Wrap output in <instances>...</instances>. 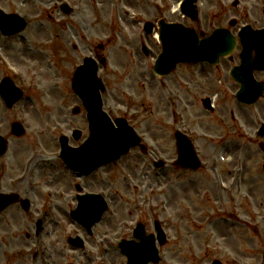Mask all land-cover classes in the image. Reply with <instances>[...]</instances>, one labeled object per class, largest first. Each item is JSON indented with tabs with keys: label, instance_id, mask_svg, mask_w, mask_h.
<instances>
[{
	"label": "rangeland",
	"instance_id": "1",
	"mask_svg": "<svg viewBox=\"0 0 264 264\" xmlns=\"http://www.w3.org/2000/svg\"><path fill=\"white\" fill-rule=\"evenodd\" d=\"M243 1L242 10L258 21L264 0ZM64 2L75 11L70 17L59 11L57 2L49 0H27L25 7L19 1L0 0V6L8 11L20 10L19 13L25 16L29 22L28 35L36 25L24 53L18 50L12 39L6 40L14 44H6L4 58L16 67L19 74L14 75L6 60L1 58L0 84L8 78L22 90L27 84L26 99L31 97L33 101L27 103L25 100L8 110L0 98V130L4 131L6 127L10 133L9 125L15 122L26 125L27 146L24 141L17 142V145L28 150L25 152V171L28 172L35 163L41 164H37L39 167L34 176L35 183L42 187L34 196L28 193L26 184L21 186L20 193L32 202V209L28 215L11 212L19 216L17 227L12 230L14 235L18 234V239L0 243V264H4L6 258L16 264H45L44 260L46 264H127L118 248L119 242L131 239L138 224L146 225L148 234H153L152 224L155 222L163 225L169 240L162 249L161 264H212L214 260L223 264H245V261L246 264H259L253 256L244 258L243 255L245 247L248 250L249 245L255 244V249L258 238L264 239V156L258 148L257 135L249 132L251 130L245 133V129L244 136H241L245 139L240 143L230 144L225 150L220 148L221 138L213 134L222 132L223 128L212 124L215 120L199 117L201 112L194 111L193 107L201 108L200 103L194 106L186 103V112L184 106L181 108L184 123L174 124L172 117L164 114L166 104L161 100L160 80L153 74L155 59L162 52L155 47L158 39L148 41L154 49L151 57L146 58L142 52L141 42L147 40L143 31L146 22L157 23L165 19L193 26L175 12L180 0ZM210 4L208 0H200L199 8L203 17L208 19L206 32L213 29ZM114 19H122V28H117ZM38 21L47 23L42 28V23L36 24ZM40 29L44 31L41 34ZM58 34L61 38H57ZM40 36L43 44L39 53L34 54ZM3 44L0 41V46ZM101 45L106 46L104 53L100 51ZM56 46L60 47L59 51ZM95 53L102 54L109 62L108 67L99 73L107 86L105 109L110 114L114 112L115 118L127 116L150 151L144 156L140 150H133L116 166L78 180L59 159L51 163L32 160L38 154H60L59 139L63 135L70 137L72 146L82 145L88 138L86 113L72 90V80L83 58ZM32 57L36 58L35 64L29 62ZM23 61L27 66L22 64ZM30 74L31 85L27 76ZM77 107L82 113L74 116L72 113ZM220 109L224 108L220 106ZM76 130L83 133L80 142L72 138ZM176 130L194 133L198 153L206 164L203 173L173 167L178 158ZM156 158L170 162L172 167L156 170L153 166ZM213 163L223 165L228 184L231 180L229 171L242 168L243 186L230 189L229 193L220 191L210 171ZM52 177L55 181L49 184ZM22 179L27 181L24 177ZM77 184L83 186L85 193L105 196L110 204L91 237L71 218L78 206ZM49 206L55 209L50 210ZM42 209L47 212V220L39 238L36 224L43 216ZM3 228L0 242L6 236ZM77 236L86 241L83 251L72 250L69 245V239ZM41 246L48 249L46 256H38ZM252 253L248 252L249 255Z\"/></svg>",
	"mask_w": 264,
	"mask_h": 264
},
{
	"label": "water",
	"instance_id": "2",
	"mask_svg": "<svg viewBox=\"0 0 264 264\" xmlns=\"http://www.w3.org/2000/svg\"><path fill=\"white\" fill-rule=\"evenodd\" d=\"M71 11V10H70ZM21 19L18 18H6L4 15H0V23L2 27L8 31L11 30L10 34H14L23 30L21 26L19 27ZM162 35L161 38L164 42V54L161 56L156 72L159 75H162L163 71L172 69L177 63L180 62H195L206 60L203 55V50H207L205 47H210L214 45L220 39L221 36L215 34L212 37V40L207 42L199 43L196 35H193L192 32L184 29L181 26L174 25H165L161 24ZM234 48V43L232 41L228 42L224 48L223 52L228 51L229 49ZM94 67L93 64L87 63L84 68L79 69L74 80V90L76 93L83 99L86 108L89 110L90 122L93 123V117L97 116L98 124L92 127V138L86 144V146L79 150L78 152L65 151L63 158L65 159L68 165L78 167L76 165H82L85 161H89L94 156V150L97 145H101L103 150H106L110 147H115L116 152L123 149L125 146V152L127 153L130 147L136 144V141L133 136V132L125 125V123L118 124L120 129L115 130L110 127L109 122L101 116L102 112L100 110L101 106L99 105V90L101 89V83L96 80V70L88 69ZM12 83L5 82L1 87V94L8 103V106L11 108L12 105L17 101V98L10 102L7 95H11ZM11 89V90H10ZM19 96V92H18ZM17 97V96H16ZM14 132L17 135L22 134V129L20 127L14 128ZM131 141L132 145H128ZM130 146V147H129ZM64 148H66L64 146ZM67 149V148H66ZM191 149L185 148L182 146L181 149V160L180 165L188 168H193L198 166L196 158L194 159ZM74 155V156H73ZM186 162V163H185ZM189 163V164H188ZM195 169V168H193ZM0 200L4 204H14L17 202L16 197H0ZM87 200L82 202L80 209L73 215V217L79 221L82 225H86L88 229L92 227L95 222L96 215L98 214L96 209L97 207ZM1 204V202H0ZM26 208L28 203H24ZM143 230H138L136 233L137 238L142 239V245L135 246L134 244L122 243V249L124 253L129 257V264H149V262H157V251L153 239L143 238Z\"/></svg>",
	"mask_w": 264,
	"mask_h": 264
},
{
	"label": "flooded vegetation",
	"instance_id": "3",
	"mask_svg": "<svg viewBox=\"0 0 264 264\" xmlns=\"http://www.w3.org/2000/svg\"><path fill=\"white\" fill-rule=\"evenodd\" d=\"M210 4L209 16L212 18L218 19V26L228 23L231 17H236V23H232L231 33L234 36L239 35L243 28L247 25L251 26L254 31L264 30V15L260 18L259 21L255 22V25L247 24L242 20V13L240 12V4H232L233 9H228L229 0H208ZM196 29L202 30L207 28V22L202 23L199 18L195 21ZM221 27V26H220ZM77 49V48H76ZM242 54L243 46L241 43L236 44V49L233 53V56L228 59L222 60V68L213 69L208 64L203 65H182L185 69H180L176 71L177 74L176 83L178 85L177 97L187 103L191 102H201L209 100L210 102L221 103L220 109L221 113H228L226 115H234V112L237 113L240 120L245 124L249 129L257 128V125L261 127L264 123V68L253 70V79L255 81L254 87L255 91L260 93V99L254 106H247L239 104L236 101L238 94L242 91V85L234 82L232 73L242 66ZM254 54V53H253ZM255 59V58H254ZM228 61V62H227ZM165 93H167L165 91ZM167 113V111H165ZM19 151V150H18ZM24 150L20 149L19 153L17 150L10 148L7 160L1 162L0 168L3 172L2 174V184L3 187L7 190L9 184L8 181H14V186H12V193H20L21 186L23 182H26L28 185V193L36 195V191H32L31 184L32 182L20 180L25 177V179H30L32 174L30 171H25L24 168L27 166V162L22 160V155ZM18 161L19 164H18ZM37 161V158L34 160ZM22 162H24L22 164ZM1 189V188H0ZM2 190V189H1ZM2 190V192H7ZM20 207H14L9 209V213H4L0 215V235L3 225L5 233V238L1 243L14 242L16 236L12 232V227L16 224L18 220V215L11 213L12 211H20ZM8 212V211H6ZM4 264H16L12 263L9 258L4 260ZM264 264V263H262Z\"/></svg>",
	"mask_w": 264,
	"mask_h": 264
}]
</instances>
